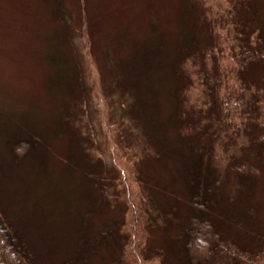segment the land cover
Segmentation results:
<instances>
[{"label":"rangeland","instance_id":"374dc122","mask_svg":"<svg viewBox=\"0 0 264 264\" xmlns=\"http://www.w3.org/2000/svg\"><path fill=\"white\" fill-rule=\"evenodd\" d=\"M185 1L0 0V133H14L9 128L25 124L44 140L33 159L15 164L13 154L6 155V140L0 138V209L23 225L49 260L55 249L53 240L67 238L70 230L81 233L90 226H86L87 217L93 222L86 230L90 236L115 227L121 218L126 219V228H135L131 232L139 242L147 228L145 244L132 245L128 249L131 255L157 246L160 229L153 221L166 204L191 194L189 180L209 176L208 172L196 176L190 172L197 160L193 149L203 144L184 138L179 120L172 117L178 85L172 72L182 53L180 48L174 51V46L180 39L182 20L190 18L195 23L192 13L185 12ZM202 1L214 15L227 4L226 0ZM256 1V24L264 32V0ZM261 43L262 54L244 73L252 99L248 94L231 115L225 110L222 124H215L218 130L214 136L222 171L216 194L219 216L213 213L212 217L219 222L222 234L253 249L264 248ZM87 49L97 61L92 80L83 73ZM144 53V65L151 53H157V64L149 70L131 69L130 74L126 67L143 66L140 56ZM240 59L230 51L217 57L216 64L224 72L222 98L238 87L235 76ZM111 66L122 75L121 80L129 77L135 88L131 96L123 95L120 83L115 88L116 79H108ZM125 97H129L127 102ZM133 100L138 102L140 119L134 117L137 114L123 112L122 105ZM60 107L76 111L67 113L72 117L69 125ZM62 126L67 129L61 130ZM211 164L214 167L212 160ZM102 198L105 209L99 211L97 204ZM19 212L28 216L26 220L17 219ZM106 218L108 226L103 224ZM44 221L46 232L41 233ZM60 222L66 223L62 229ZM176 230L181 231L179 227ZM71 237L79 246V233ZM112 251L99 247L88 260L90 264H107ZM169 258V254L162 255V260Z\"/></svg>","mask_w":264,"mask_h":264},{"label":"trees","instance_id":"16d2710c","mask_svg":"<svg viewBox=\"0 0 264 264\" xmlns=\"http://www.w3.org/2000/svg\"><path fill=\"white\" fill-rule=\"evenodd\" d=\"M185 2V12L192 13L195 23L192 24L190 18L182 20L180 39L174 46V51L180 48L182 53L180 61L177 60L175 63L174 74L172 72L173 77L177 78H175V82L178 83L175 89L177 90L175 114L172 117L179 120L180 127L183 128L180 134L184 138L190 139L192 142L197 141L199 145L201 142L203 144V147L198 146L193 149L197 160L190 172L194 176L201 171L208 172L209 176H197L198 178L189 180L188 183H191L192 188L191 194L186 199L177 198L171 205L166 204L163 212L153 221L160 229V243L158 242V245L153 248H148L147 251H143L141 248L140 252H135L132 255L128 249L135 243H140V246L144 241L145 244L148 230L147 228L143 230L139 242L136 234L131 232L135 228H126L125 218L115 221V227H105L104 230L90 236L91 234H87L86 230L93 222L87 217L85 219L86 226H90L85 227L86 229L81 233L77 232V229L70 230L71 234H67V238L63 236L61 240L57 238L53 240L55 249L52 250V260L51 257L49 260V257L36 247V239L30 238V234L23 225L7 217L0 209V264H90L89 257L97 254L99 247L102 250L111 248L113 250L107 264H264L263 247L261 249L247 248L241 245L237 239L225 236L220 230L219 222L212 217L213 213L215 217L219 216L217 211L220 202L216 199V194L218 185L221 186L218 178L222 171L219 165L221 162L218 160L220 152L215 147L214 136L218 130L215 124H222L223 118L227 114L224 115V111H230L228 115H231L233 108L243 104L241 102L243 99L246 100L248 94L252 99L251 84L244 73L248 64L257 61L262 54L260 48L261 42H264V32L259 24H256V21H259V5L256 0H226L225 9L220 14L214 15L210 9L203 5L202 0H186ZM228 50L234 56L241 58L236 71L237 76H235L238 84L237 89H240V92L236 89L230 95L222 98L221 85L224 72L216 62L217 57L225 52L229 53ZM156 54L151 53L150 55L154 56H147L148 65H144L146 57L144 53L140 56L143 66L136 67L134 64L133 68L129 64V67L126 68L130 74H133L131 69L149 70L150 65L157 64ZM150 57L152 58L151 62ZM85 58L87 62L83 73L84 76L86 75L88 79L92 80L95 78L92 67L97 65V61L88 49L85 51ZM109 70H112L109 71L111 75L108 73L107 76L113 82L116 79L115 88L120 83L124 86L123 95L131 96L132 90L135 88L129 84V77L128 80H121L122 75L116 73L115 67L111 66ZM148 73L151 74L149 71ZM56 78L58 79L60 76L58 75ZM77 79L79 78L77 77ZM150 82L155 83L154 76L150 77ZM125 90L129 91L127 95L124 93ZM196 91L198 94L197 97H194ZM127 98L129 97H125L126 102ZM127 104L122 105L124 106L123 112L125 111L131 116L137 114L138 117L134 116L137 119H140V116L142 118L136 100L128 101ZM69 108L72 109V107H68L67 110L59 108L67 125L70 124V121L72 122V117L69 115L76 112L68 111ZM67 115L69 119H67ZM62 128L61 130L67 129V126H62ZM9 129L14 133L9 131H5V134L0 133V138L6 140L5 148L8 149L6 155L13 154L15 164L21 163L31 156L33 159L37 154L38 147L43 144V135L36 130L28 129L25 124ZM72 134L76 137L73 132ZM211 160L215 168L211 166ZM94 185L97 187L96 183H93V187ZM101 202L99 201L97 205L99 211H104L103 198ZM95 206L96 203L92 202L94 209ZM19 213L17 219L21 222V217L24 219L28 217L24 212ZM88 213V216L91 217L93 214L91 208ZM60 223L59 229L64 228L66 223ZM108 223V218L103 219L105 226H108ZM46 226V221H44L41 233L46 232ZM177 227L181 231H175ZM48 229H50V224ZM75 233L80 235L79 246L76 245V240L71 237V235L74 237ZM163 254H169L168 261L162 260Z\"/></svg>","mask_w":264,"mask_h":264}]
</instances>
